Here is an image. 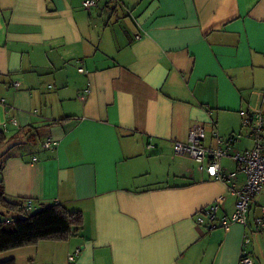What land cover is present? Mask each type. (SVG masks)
Listing matches in <instances>:
<instances>
[{"label": "crops", "instance_id": "obj_1", "mask_svg": "<svg viewBox=\"0 0 264 264\" xmlns=\"http://www.w3.org/2000/svg\"><path fill=\"white\" fill-rule=\"evenodd\" d=\"M84 1L0 0V130L13 136L0 148L4 197L84 220L67 241L0 260L72 264L79 249L73 264H239L243 254L264 264L260 196L246 226L196 222L214 203L218 217L233 213L228 188L245 181L235 162L220 160L235 173L223 181L173 154L195 123L206 147L218 137L230 153L252 148L242 120L264 111V0Z\"/></svg>", "mask_w": 264, "mask_h": 264}, {"label": "built area", "instance_id": "obj_2", "mask_svg": "<svg viewBox=\"0 0 264 264\" xmlns=\"http://www.w3.org/2000/svg\"><path fill=\"white\" fill-rule=\"evenodd\" d=\"M99 1L85 0L83 6L86 9H91ZM78 71L85 72L83 67L78 68ZM242 127L248 129L247 137L253 141L252 148L244 152L233 151L230 153L228 146H223L218 137H216L217 146L215 148L206 147L203 144L205 128L203 125L195 123L189 129L186 141L173 142V154L194 160L199 165V169L203 170L208 177L223 181H228L235 175L233 172L224 173L220 165L222 158L230 157L235 162L238 171L245 175V181L240 188H236L233 184L228 188V191L236 197L233 213L230 216L218 217V205L215 203L208 205L197 215L198 225L206 224L210 229L217 227L227 229L233 224L246 226L249 211L256 204L257 197L260 196L259 214L254 221L257 229L264 233V111L254 110L246 113L242 120ZM230 141L235 142V138ZM54 145H56L55 141L50 139L43 144L45 148ZM151 148L153 146L148 144L147 149ZM20 207L28 211L31 210V200L26 199ZM79 252L80 250L76 249L73 255H69L70 263L75 262V256ZM239 264H253V261L248 254H243L239 259Z\"/></svg>", "mask_w": 264, "mask_h": 264}, {"label": "trees", "instance_id": "obj_3", "mask_svg": "<svg viewBox=\"0 0 264 264\" xmlns=\"http://www.w3.org/2000/svg\"><path fill=\"white\" fill-rule=\"evenodd\" d=\"M68 118L54 121L62 124ZM13 139L0 130V148ZM2 170V166H0ZM0 205L7 214L18 217L7 221L0 219V254L9 250L37 245L42 241L64 242L79 235L83 226V215L71 212L59 204L27 212L21 204L9 202L4 197L3 182L0 181ZM0 264H16L14 259L0 260Z\"/></svg>", "mask_w": 264, "mask_h": 264}, {"label": "rangeland", "instance_id": "obj_4", "mask_svg": "<svg viewBox=\"0 0 264 264\" xmlns=\"http://www.w3.org/2000/svg\"><path fill=\"white\" fill-rule=\"evenodd\" d=\"M109 1H112L113 2V4L115 3V0H109ZM105 1H101V3L100 4H102V3H104ZM103 7H104V5H103ZM122 13H120L119 12V17H120V19H123L124 17H121L122 15H121ZM112 19H114V18H112ZM111 19V20H112ZM33 141H35L34 139H32ZM9 141H11V140H9ZM5 217H7V214L5 213V211H4V208H2V206L0 205V219H5ZM61 254V253H60ZM71 255H73V254H71ZM53 256H55V255H53ZM49 261H50V259H48ZM51 264H60V262H57V261H55L54 260V258L52 257V261H51Z\"/></svg>", "mask_w": 264, "mask_h": 264}]
</instances>
